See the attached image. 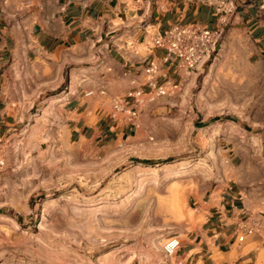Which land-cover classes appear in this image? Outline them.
<instances>
[{"label":"crops","instance_id":"1","mask_svg":"<svg viewBox=\"0 0 264 264\" xmlns=\"http://www.w3.org/2000/svg\"><path fill=\"white\" fill-rule=\"evenodd\" d=\"M230 1L220 16L207 0H0V216L76 186L61 196L125 219L12 258L0 247V264H264V0ZM175 24L223 31L188 74L153 44ZM160 85L175 90L151 99ZM138 91L147 103L132 117ZM187 139L204 156L170 161Z\"/></svg>","mask_w":264,"mask_h":264},{"label":"rangeland","instance_id":"2","mask_svg":"<svg viewBox=\"0 0 264 264\" xmlns=\"http://www.w3.org/2000/svg\"><path fill=\"white\" fill-rule=\"evenodd\" d=\"M248 91H250V89L245 88V92ZM143 103L145 104L147 101H143ZM192 145L193 142L187 139L182 145L181 151L176 152L170 161H175L177 163L184 161L189 156H192V159H200V157H203L204 154L200 149L195 148ZM186 179V177L180 179L181 186L186 183ZM80 191L88 190L86 188V190L84 189ZM76 192V186H66L61 191L51 188L39 191L35 190L22 200L23 209H12L5 205L2 208V215L0 216V241L3 242V245L0 247H3V251L10 252L7 253V257L12 258L13 256L11 253L17 251L19 248H21V250H27L30 244L33 243L43 241H51L55 243L66 240L76 243L77 236L83 235L82 231L79 234L76 232L77 226H84L85 230H92L93 224H106L111 222L119 225L125 223V219L117 214L116 216H106L107 214H101L100 217L98 215L94 216L93 213L89 211L91 209L90 206L94 203L92 200L81 201L75 200V197L72 196L68 198L61 196V193L71 194ZM160 203L162 206L165 204L164 201H161ZM176 204H178V201L171 202L170 206L172 210L173 208L176 209ZM133 208L134 212H139L141 209V202L137 201ZM20 212L21 215H19ZM52 213L54 214L53 216ZM43 214L46 215L45 225L52 221L53 224L58 226H69L73 231L53 234L44 231V229L40 230L37 224ZM18 216H20V221H18ZM141 219L140 216H133L132 218L136 231H139L140 229ZM166 220L172 222L173 216L167 217ZM13 222L16 223L19 228L14 229ZM89 235H91L89 232L85 233L86 238ZM117 243H123V240L118 239ZM37 252L45 254L43 249H37Z\"/></svg>","mask_w":264,"mask_h":264},{"label":"built area","instance_id":"3","mask_svg":"<svg viewBox=\"0 0 264 264\" xmlns=\"http://www.w3.org/2000/svg\"><path fill=\"white\" fill-rule=\"evenodd\" d=\"M216 8V12L221 16L232 12L234 4L230 0H207ZM223 31L220 29H209L204 26L192 25H173L164 34L154 38V46L165 48L169 54L175 56L179 60L180 68L185 73H190L199 64L206 61V59L215 51L217 45L220 43ZM155 69L153 64H150L147 72L151 73ZM153 85V84H151ZM175 90V87L160 85L154 86V91L151 99L159 96H165ZM142 92L138 91L130 94L135 99V107L131 111V116L137 115V107L142 104ZM248 234L255 232L256 227L244 225L242 227ZM262 241L264 243V231L261 233ZM180 246V240L177 237L168 238L163 244L164 253L173 255Z\"/></svg>","mask_w":264,"mask_h":264},{"label":"bare ground","instance_id":"4","mask_svg":"<svg viewBox=\"0 0 264 264\" xmlns=\"http://www.w3.org/2000/svg\"><path fill=\"white\" fill-rule=\"evenodd\" d=\"M209 77V76H208ZM230 110H233V107H230ZM235 110V109H234ZM221 111V110H220ZM143 188H144V183H142L141 181H140V183L137 185V188H136V190H135V192L133 193V197L134 196H139L140 195V193H141V191L143 190ZM177 209H179V208H177ZM41 219H40V221L38 222V228L40 229V230H42L43 228H44V226H45V221H46V215L45 214H43L41 217H40ZM143 222V221H142ZM13 227H14V229H17V228H19L18 227V225L16 224V223H14L13 222ZM154 241V240H153ZM155 249V248H154ZM157 249V248H156ZM142 252V251H141ZM138 253V252H137ZM134 256L132 255V257L131 258H133ZM136 257V256H135ZM137 258L140 260V261H142L144 258H143V256L141 255V254H139L138 256H137Z\"/></svg>","mask_w":264,"mask_h":264}]
</instances>
